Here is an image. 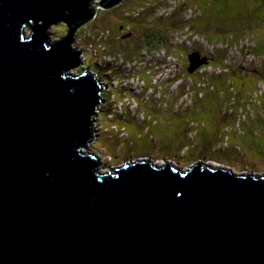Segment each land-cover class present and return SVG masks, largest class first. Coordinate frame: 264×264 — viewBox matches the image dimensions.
Returning a JSON list of instances; mask_svg holds the SVG:
<instances>
[{
    "label": "water",
    "instance_id": "95a60500",
    "mask_svg": "<svg viewBox=\"0 0 264 264\" xmlns=\"http://www.w3.org/2000/svg\"><path fill=\"white\" fill-rule=\"evenodd\" d=\"M92 1L0 0V264H264V174L150 160L104 172L88 151L103 87L77 72L73 41Z\"/></svg>",
    "mask_w": 264,
    "mask_h": 264
},
{
    "label": "rangeland",
    "instance_id": "374dc122",
    "mask_svg": "<svg viewBox=\"0 0 264 264\" xmlns=\"http://www.w3.org/2000/svg\"><path fill=\"white\" fill-rule=\"evenodd\" d=\"M102 1L93 0L89 7L90 10L101 9L102 11L98 13L99 17L97 18L95 15L87 23L78 27L74 34L73 46L77 47L79 44L81 50H84L80 56L81 64L76 69L78 72L90 68L94 71L97 70L96 61L103 60L102 55L95 53L96 50L100 52L99 44L103 41L100 39V34L108 28L112 32L111 38L106 40V45H109V42L118 43L120 33L117 31L123 22L117 16L125 7L132 8L135 5V1L132 0L133 2H127L120 7L118 6L120 2L118 7L115 6L116 8L113 7L112 10H109L101 7ZM154 1L156 0H151V2ZM183 1L189 5H196L198 7L196 10L201 9L202 18L193 21L197 28L211 26L212 30L203 34L204 37H208L212 41V44L214 43L210 48L219 47L220 42L223 41L224 44L233 43L230 46L224 45L223 54L229 61L228 66L244 67L248 70L221 71L223 73L221 76L214 75L213 72L218 74L221 69V66L214 61L209 63L213 71L211 69L204 70L208 64H203L193 74H188L185 71L186 60L181 63L183 68L178 65V58L182 59V53L187 54L181 48L175 49L179 57L173 52V56L170 57L164 51L145 57L147 63L156 67L154 74L145 77H150L149 80L151 78L158 79L159 81L156 83H161L164 88L160 84L156 86V83L150 85L148 80L142 84V76L139 77L141 74L133 75L134 70L132 72L128 66H122L125 70L119 79L120 83L113 77L115 71L110 69L111 75L109 73L107 75L113 78L110 79L111 83L109 79H106V84H110V87L104 91L107 96L113 93L116 97L115 99L107 97L106 104L102 103V106L105 105L103 107L105 109L101 108V112L95 117L97 135L100 137H97L96 142L90 145L88 151H95L100 155L101 169L104 172H110L111 168L118 167L127 161L150 160L159 165H172L182 170L191 165L214 162L237 174L263 175L264 108L263 105L258 106L257 103H264V94L256 97V104H250V102L251 99L254 100L252 96L256 88L264 93V84L255 86L257 81L264 77L254 69L264 66V63L261 65L260 61L254 58L260 53L264 55V25L235 36L232 31L224 28V22L226 25H231L234 19L252 17L254 20L260 19L259 23L264 24V15L261 10L264 0H160L156 5L155 13L151 11L145 13V18L149 17L148 15L160 18L164 12L158 14L159 8L172 7L169 10L174 12L171 19L158 20L157 26L148 29L146 34L150 32L165 34L166 31H170V36H172L173 32L180 29L182 31H178L179 44L188 48L189 56L201 52V58L198 59L206 58L209 61L212 50L207 44L205 45L202 40L199 41L200 44L205 45V50L195 51L197 38L193 37L190 31L181 29V26L173 31L166 26V24L170 26L172 23L181 24L179 21L184 17L182 12L188 11ZM196 10L194 9V12ZM126 22L130 25L134 23L132 20H126ZM139 25L133 24L136 26L135 29ZM227 31H229L228 34ZM27 32L30 33V30L27 29ZM51 32L54 39H61L68 35V28L65 23H60L54 26ZM125 32L127 31L125 30ZM140 32L141 30L135 33ZM252 37L260 49L257 53L251 52L250 56L248 50L255 45L252 42ZM240 38L243 39L240 40ZM246 38L249 39L248 42H245ZM216 43L218 44L216 45ZM221 53L219 51V54ZM92 54L96 55L98 59L92 58L87 61L86 58H91ZM215 58L217 57L212 56V61ZM106 62L113 64L110 60H106ZM216 65L220 69L215 70ZM112 66L114 68L115 65ZM140 67L145 68L146 66ZM138 71H140L139 68L135 72ZM143 71L145 72L146 69ZM114 79L119 84L115 83ZM186 87V96L189 95L190 100L186 96L181 98L177 95L179 90H186ZM115 89L129 91L132 95L124 94L122 96ZM167 91L169 94L166 93ZM100 95H103L102 92ZM117 102L119 104H116ZM246 102L249 103L248 106ZM113 103L116 106H113ZM159 106L162 110L157 109ZM240 106H242L245 115L238 114L241 110L238 108ZM110 107L115 109L113 115H121L125 107L130 109L131 114L125 113L124 119L115 118L118 121L114 122V120L111 121L113 117L107 113ZM180 110L186 119L177 118Z\"/></svg>",
    "mask_w": 264,
    "mask_h": 264
},
{
    "label": "trees",
    "instance_id": "16d2710c",
    "mask_svg": "<svg viewBox=\"0 0 264 264\" xmlns=\"http://www.w3.org/2000/svg\"><path fill=\"white\" fill-rule=\"evenodd\" d=\"M131 1L132 0H125V1L123 0V1H121L120 5H118V6L122 7L121 5L126 4L127 2H131ZM133 1H135V3H134L135 5L132 8H126L125 7L123 9V11H121V14L119 16H117L123 22V25H120L119 29L117 31L120 33V36H119L120 38H119L118 43L115 44L113 42L112 43L109 42V45H106L107 44L106 40H108L109 37L111 38V32H112L108 28H106V30H104L100 34V39H102L103 41L99 44L100 52L98 50H96L95 53L98 55H102L103 60L99 59L100 61H96L95 66L97 67V70L94 71V70H92V68L89 67L90 70L92 72L98 74V77H100L102 79L103 84L105 85L106 79L110 80L113 77L115 79H118V78L120 79V77H122V74H124L125 69H123L122 67H115V66H119V65L124 66V67L128 66L129 68H131L132 72L134 70L133 75H136L138 73L141 74V75H139V77L142 76V80H141L142 84H145L144 81L148 80V82H150L149 84L153 85V83H156L159 80L155 79V78H151V80H149L150 77H148V78H146V77H147V75L154 74V70L156 69V67L151 66L149 62L147 63L145 60V57L147 58V56H151L152 54L157 53L159 51H164L165 54L170 56V57L173 56L172 52L174 53V55L178 56V54L175 52V49L181 48L182 51L186 52L187 54L182 53V55H183L182 59H180V57L178 56L179 57L178 58V61H179L178 65H180V68L181 67L183 68L181 63H182V61L186 60L187 62L185 61L186 62L185 71L189 74L188 68L190 66V63H189L188 58H189L190 53L188 51V48L185 47V45L182 46V44H179L180 37L178 36V31L180 29H178L176 32H173L174 35H172V36H170L171 35L170 31H166L165 34L158 33V32H150V33L146 34L148 29H150L153 26L154 27L157 26L156 23H158L157 22L158 20L168 19V18L171 19V17L174 15V12L169 11V10H171L170 8H172V7H170V8H168V7L159 8L160 10L158 11V14H160L159 12H162V11L164 12L163 14L160 15L161 16L160 18L159 17L154 18L153 15L152 16L148 15L149 17L145 18L144 17L145 13H147V12L149 13L150 11L155 13V11L157 10L156 5L160 2V0H156L154 2H151V0H133ZM184 4L186 5L185 8H187L188 11L186 13L182 12V16H184V17L181 18V21H179L180 17H178L179 18L178 21L181 22V24H179V23L173 24L172 23L170 26L167 24H166V26L168 28H170V30L173 29V31L176 30L177 28H179V26H181L182 27L181 29H183V30L190 31L192 33L193 37L197 38V42H195V43H197L195 45V48H196L195 51H198V52L200 50L202 51V49H204L206 44L208 45L209 48L212 47L214 45V43L212 44V41L209 40L208 37L203 36V34L206 31L212 30L211 26L207 25L205 27L203 26V27L197 28L195 26V24L193 23L194 20H198V19L202 18V13L200 15L201 9L199 8V10L198 9L196 10V8H198L196 5H189V4H187V2H184ZM106 9H108V7ZM112 9L110 8L109 10H112ZM194 9L196 10V12H194ZM261 10H262L263 15H264V1H263V6H262ZM101 11H102L101 9H97V11H96V17L97 18L99 17L98 13ZM165 12H167V13H165ZM126 20H132L134 22L133 24H138V25L140 24V25L137 26V28L135 29L136 26H133V24L132 25L128 24L126 22ZM259 20L257 18L254 20V18H252V17H248L246 19H238V20L234 19V21L231 25H226L224 22V28L228 29L229 31H232L235 36H238L239 34L241 35V33H244L250 29H253L254 27H259L261 25H264V24H260ZM125 30L127 32H125ZM139 30H141L140 33H135V32H138ZM180 31H182V30H180ZM229 31H227V34L229 33ZM232 37H234V36H232ZM135 39H138V40L136 41ZM242 39L243 38H240V40H242ZM246 39L247 40L245 42H248L249 39L248 38H246ZM201 40H202V42H204L205 45L203 43L202 44L199 43V41H201ZM252 42L255 43V45H253L251 47V49L254 51H252L251 49L248 50L250 52V54H249L250 56H251V52L257 53V51L260 49L259 45L255 42L254 37H252ZM217 44L218 43H216V45ZM232 44L233 43L224 44V41H223V42H220V44H219V47H221L220 49H218L219 47L216 48L215 46H214L215 49L210 48L212 50V56L213 57L216 56L217 58H215V60L212 61V56H211L209 58L208 62L210 63V62L216 61L221 66V69H222L221 70L219 68V66L216 65L215 70L216 69H220V70H219L218 74L213 72L214 75L221 76L223 74V73H221V71L231 72L233 70L235 71V70H241V69L248 70V69H245L244 67L243 68H237L235 66H228L229 61H228V59H226L225 54H223L224 45L230 46ZM219 51H221L222 53L219 54ZM199 54L202 55L201 52H199ZM92 58H96V55L92 54L91 58L87 57L86 60L90 61L89 59H92ZM254 58L258 59L260 61L261 65H263V63H264V55L263 54L260 53L259 56L254 57ZM261 58H263V59L261 60ZM97 59L98 58H96L95 60H97ZM106 60H110L113 64L107 63ZM159 63H163V62H159ZM209 63L205 67L204 70H207V69L212 70L211 65ZM112 65H115L114 66L115 69L113 68ZM140 66H146V67L142 68ZM138 68L140 71L135 72ZM110 69L115 71L113 77H110L109 75H107V73H109L111 75ZM143 69L144 70L146 69V71L144 72ZM254 69L257 73H259L261 76L264 77V66H260V68H254ZM250 70H252V69H250ZM101 71H103V72H101ZM181 71H182V69H181ZM102 73H104V74H102ZM115 79H114L115 83H118V84H119V82L121 83V80L118 79V81H119L118 82L117 80L115 81ZM181 81L184 82L183 80H181ZM110 83H111V80H110ZM176 83H178V81H176ZM159 84L163 87V85L161 83H156V86H158ZM259 84L260 85L264 84V78L257 81L255 86L258 87ZM105 86H107L106 88L109 89L110 84H106ZM110 91H109V93H111ZM116 91L118 93L122 94V96L125 93L127 95L131 94L129 91L128 92L123 91V89H118ZM254 92L255 93L253 94V96L251 95L254 100L251 99L250 104L251 103L256 104L255 103L256 97H258L260 95L263 96V94H264L263 92L258 91L257 88ZM104 93H105L104 94L105 104L108 101L107 97L109 99L110 98L115 99V97H116V95L113 93L110 94V96H107L106 91ZM166 93H168V91ZM186 93H187V87H186V90H184V89L179 90V93L177 95H179L181 98L182 97L184 98L186 96ZM259 93H261V94H259ZM248 97H250L249 94H248ZM118 98H120V97H118ZM186 98L188 100H190L189 95H187ZM248 100H249V98H248ZM242 103H245V102H242ZM116 104H119V103L117 102ZM246 105L248 106L249 103L246 102ZM257 105L258 106L263 105V108H264V103H257ZM104 106L105 105H103L101 108H103ZM113 106H116V105H114V103H113ZM160 108H161V106H159L157 109L162 110ZM185 108L188 109V107H185ZM238 108L241 109L238 114L245 115V113H243L242 106H240ZM103 109H105V108H103ZM113 110H115L114 107H110V109H109V111H107V113H109L113 117L111 121L114 120V122L118 121L119 118L124 119L125 113H127L128 115L131 114L130 109L126 108V107L124 110H122L121 115H113ZM115 118H118V120H116ZM177 118H185V116L182 115L181 110H180V113L177 114ZM187 118H188V116H187ZM99 137H100V135L98 136V138Z\"/></svg>",
    "mask_w": 264,
    "mask_h": 264
},
{
    "label": "clouds",
    "instance_id": "9594fccd",
    "mask_svg": "<svg viewBox=\"0 0 264 264\" xmlns=\"http://www.w3.org/2000/svg\"><path fill=\"white\" fill-rule=\"evenodd\" d=\"M77 34H78V32H77ZM73 47H74V46H73ZM74 48H75V49L77 48L78 51H81V54L84 53V50H81L79 44H78L77 47H74ZM88 70L90 71V69H88ZM77 72H78V71H77ZM90 72L92 73V75H94V76H95L98 80H100L101 83H102V87H103V92H102V94H103V101H104V94H105V93H104V92H105L104 90L106 89L107 86H105V85L103 84V81H102V79H101L100 77H98V74H96V73H94V72H92V71H90ZM120 78H121V77H120ZM118 79H119V78H118ZM125 94H126V93H125ZM101 107H102V105H101ZM98 115H99V114H98ZM98 115H97V116H98ZM97 137H98V135H97ZM97 137L94 138L93 143L96 142ZM98 155H99V154H98ZM99 156H100V155H99ZM99 161H100V158H99ZM203 164L206 165V163H204V162H203ZM207 165H210V164H207ZM160 166H162V165H160ZM191 166H193V165H191ZM191 166H190V167H191Z\"/></svg>",
    "mask_w": 264,
    "mask_h": 264
},
{
    "label": "built area",
    "instance_id": "2783aa9c",
    "mask_svg": "<svg viewBox=\"0 0 264 264\" xmlns=\"http://www.w3.org/2000/svg\"><path fill=\"white\" fill-rule=\"evenodd\" d=\"M116 67H122L121 65H119V66H116Z\"/></svg>",
    "mask_w": 264,
    "mask_h": 264
},
{
    "label": "bare ground",
    "instance_id": "6f19581e",
    "mask_svg": "<svg viewBox=\"0 0 264 264\" xmlns=\"http://www.w3.org/2000/svg\"><path fill=\"white\" fill-rule=\"evenodd\" d=\"M159 74V73H158ZM102 167V166H101Z\"/></svg>",
    "mask_w": 264,
    "mask_h": 264
}]
</instances>
